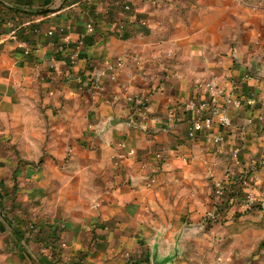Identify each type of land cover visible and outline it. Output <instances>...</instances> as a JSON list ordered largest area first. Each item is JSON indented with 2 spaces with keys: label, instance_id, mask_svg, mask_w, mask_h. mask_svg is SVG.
<instances>
[{
  "label": "crops",
  "instance_id": "1",
  "mask_svg": "<svg viewBox=\"0 0 264 264\" xmlns=\"http://www.w3.org/2000/svg\"><path fill=\"white\" fill-rule=\"evenodd\" d=\"M207 78L241 102L191 139ZM261 112L264 0H0V188L14 163L18 183L0 264H264L263 169L262 209L201 225L213 183L264 157Z\"/></svg>",
  "mask_w": 264,
  "mask_h": 264
},
{
  "label": "built area",
  "instance_id": "2",
  "mask_svg": "<svg viewBox=\"0 0 264 264\" xmlns=\"http://www.w3.org/2000/svg\"><path fill=\"white\" fill-rule=\"evenodd\" d=\"M126 9H129L128 3L124 6ZM145 24V22H141ZM90 29V26H88ZM171 55V51L167 53ZM122 60L117 59V65H121ZM197 84H200L202 87V94L204 95L199 102L193 100L189 101L186 104V108L193 110L195 116L190 120L188 126V137L193 139L196 138L200 131L203 129H210L212 127H217L220 130L225 127H230L232 125V119L228 113L230 107H239L241 98L239 96H233L231 93H227L225 88L220 85L215 78H207L202 80H197ZM98 87V85H96ZM134 112H139L140 121L146 120H156L151 117V113L146 100L143 101L141 107H134ZM262 110V109H261ZM259 120L264 122V116L262 112L258 116ZM130 123H134V118L129 119ZM128 122V124H129ZM204 140L211 144H220L223 142V135L220 131L211 132L204 134ZM129 154H133V151H129ZM159 157L160 155L157 154ZM120 158H123V155H119ZM264 164V161H260ZM264 170V169H263ZM254 170L247 178L242 182L243 185L247 186L245 193L243 194L242 205L245 209H250L255 203H257L258 198L255 194V179H254ZM228 179L220 178L214 182L215 185V194L218 196V200L222 199L224 196V186L228 183ZM262 203V202H261Z\"/></svg>",
  "mask_w": 264,
  "mask_h": 264
},
{
  "label": "rangeland",
  "instance_id": "3",
  "mask_svg": "<svg viewBox=\"0 0 264 264\" xmlns=\"http://www.w3.org/2000/svg\"><path fill=\"white\" fill-rule=\"evenodd\" d=\"M15 156H16V151L14 152ZM16 160V157H15ZM16 162V161H15ZM2 180V186H1V192L2 194L0 195V223L3 224V226H5L6 222H10L14 220V217H16V189L18 187V183H17V176H16V163H14V165H12L10 167V171L8 172L7 175H5V177L1 178ZM211 198L213 200V204L214 206L217 205V201H218V196L215 194V185L213 183L212 185V189H211ZM243 197V195L241 196ZM240 206L239 208H241L242 212H252V211H257L258 209H253L252 207L250 209H245L244 207H242V201L239 203ZM255 204H260V203H255ZM254 204V205H255ZM261 209H262V203L261 205ZM40 209V207H39ZM238 209V208H236ZM214 210V208H213ZM42 212L37 213V215H35V217H44L45 216V209L42 207ZM236 212V210L234 211ZM241 212V211H240ZM44 213V214H43ZM214 212L212 211L211 214L204 216V218L202 219V227H208L210 226V224L214 221ZM28 215V211L26 213V216ZM16 222V220H15ZM41 222H45L40 221V220H31V221H27V229L26 232L32 235H36L41 238L44 239V227L43 225H45V223H41ZM185 226H187L186 224H184ZM42 228V229H41ZM42 231V233H41ZM6 232V231H5ZM7 233H9L7 231ZM6 233V234H7ZM4 235V243H13V247H15L16 250V240L14 239V237L12 238L10 235ZM26 241V240H25ZM40 241V239H39ZM2 241L0 242V246L2 245ZM1 249V247H0ZM16 252V251H15ZM9 255V252H8ZM13 256H16V253L12 254ZM7 256V255H6ZM11 256V257H13ZM39 264H49L48 261L50 260L49 254H45L44 251L42 253H40L39 255ZM200 259H202V255H200ZM8 262H10V257H8Z\"/></svg>",
  "mask_w": 264,
  "mask_h": 264
},
{
  "label": "trees",
  "instance_id": "4",
  "mask_svg": "<svg viewBox=\"0 0 264 264\" xmlns=\"http://www.w3.org/2000/svg\"><path fill=\"white\" fill-rule=\"evenodd\" d=\"M260 161H264V157L256 161L253 164V167L247 170H244L240 172L238 175H236L234 178L229 179L228 183L224 186V196L222 199L217 201V205L214 209V216L222 215L224 214L229 207H231L236 201H238V198H240L246 191L247 186L243 185L242 182L245 178H247L254 170L258 169H264V164L260 163ZM261 200L258 199V203L252 206L253 209H261ZM23 238V235H20ZM24 239V238H23ZM133 264H138L137 262H133Z\"/></svg>",
  "mask_w": 264,
  "mask_h": 264
},
{
  "label": "water",
  "instance_id": "5",
  "mask_svg": "<svg viewBox=\"0 0 264 264\" xmlns=\"http://www.w3.org/2000/svg\"><path fill=\"white\" fill-rule=\"evenodd\" d=\"M6 225H7L8 228H13V225L11 223H9V222H6Z\"/></svg>",
  "mask_w": 264,
  "mask_h": 264
}]
</instances>
